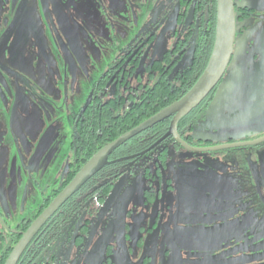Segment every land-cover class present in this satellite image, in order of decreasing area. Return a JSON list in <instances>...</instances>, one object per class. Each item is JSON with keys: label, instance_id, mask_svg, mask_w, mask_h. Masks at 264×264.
Here are the masks:
<instances>
[{"label": "flooded vegetation", "instance_id": "flooded-vegetation-1", "mask_svg": "<svg viewBox=\"0 0 264 264\" xmlns=\"http://www.w3.org/2000/svg\"><path fill=\"white\" fill-rule=\"evenodd\" d=\"M233 1L219 84L176 135L169 117L117 147L15 264H264V9ZM216 21L217 0H0V264L99 150L185 95ZM57 152L53 183L26 173Z\"/></svg>", "mask_w": 264, "mask_h": 264}, {"label": "water", "instance_id": "water-1", "mask_svg": "<svg viewBox=\"0 0 264 264\" xmlns=\"http://www.w3.org/2000/svg\"><path fill=\"white\" fill-rule=\"evenodd\" d=\"M236 33V17L233 0H217V21L213 48L202 74L192 87L179 100L161 110L156 115L144 121L135 129L122 135L112 143L99 150L58 194L42 214L34 221L16 245L5 264H15L28 241L45 221L92 175L106 163L108 156L125 141L136 134L154 126L162 120L171 117L170 130L176 135L177 122L196 108L212 90L219 84L230 63ZM242 122L240 115L233 117V124Z\"/></svg>", "mask_w": 264, "mask_h": 264}, {"label": "rangeland", "instance_id": "rangeland-1", "mask_svg": "<svg viewBox=\"0 0 264 264\" xmlns=\"http://www.w3.org/2000/svg\"><path fill=\"white\" fill-rule=\"evenodd\" d=\"M243 1V0H239ZM247 3H251L259 8V10L264 9V0H244ZM263 7V8H262ZM169 39V38H168ZM168 43V40H167ZM166 43V45H167ZM169 44V43H168ZM101 64H92L93 69ZM233 64H231L232 66ZM61 146L59 147V149ZM58 150V149H57ZM59 151V150H58ZM62 153V152H61ZM61 153L59 154L58 152L54 155V157L46 164L41 163V160H38L35 164L34 167L26 171V173H35L36 174H41V177H39L38 181L42 184L45 183L43 180H47L48 183H53L58 177H60L64 171V168L66 167L65 162L63 161L65 156H63L61 160ZM59 159V160H58ZM62 161V162H58ZM41 172V173H40ZM25 180L22 181L19 184L20 189H23L25 187ZM24 190V189H23Z\"/></svg>", "mask_w": 264, "mask_h": 264}, {"label": "trees", "instance_id": "trees-1", "mask_svg": "<svg viewBox=\"0 0 264 264\" xmlns=\"http://www.w3.org/2000/svg\"><path fill=\"white\" fill-rule=\"evenodd\" d=\"M214 38H215V35H214V33L212 34V36H211V44L208 46V52L206 53V59L205 60H203V58H201V61L199 62V64H197L196 66H198V68H199V72H198V74H197V76L196 77H198L200 74H201V72L203 71V69L205 68V66H206V64H207V62H208V60H209V57H210V54H211V51H212V48H213V44H214ZM203 55H205V54H203ZM195 77V78H196ZM112 121V120H111ZM96 123V122H95ZM91 148V145H90V147H89V151H93V150H91L90 149Z\"/></svg>", "mask_w": 264, "mask_h": 264}]
</instances>
